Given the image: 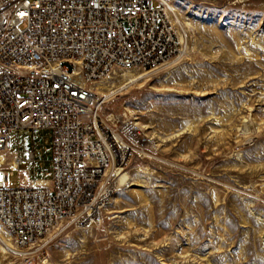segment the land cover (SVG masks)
Returning a JSON list of instances; mask_svg holds the SVG:
<instances>
[{
  "label": "rangeland",
  "instance_id": "rangeland-1",
  "mask_svg": "<svg viewBox=\"0 0 264 264\" xmlns=\"http://www.w3.org/2000/svg\"><path fill=\"white\" fill-rule=\"evenodd\" d=\"M166 1L181 53L95 85L102 116L137 117L157 157L110 169L103 222L45 238L34 264H264V0ZM11 151L14 184L52 177L50 130L13 132ZM6 242L0 228V264H18Z\"/></svg>",
  "mask_w": 264,
  "mask_h": 264
},
{
  "label": "built area",
  "instance_id": "built-area-1",
  "mask_svg": "<svg viewBox=\"0 0 264 264\" xmlns=\"http://www.w3.org/2000/svg\"><path fill=\"white\" fill-rule=\"evenodd\" d=\"M169 8L166 0H0V228L18 264H34L47 237L103 222L116 194L112 166L157 157L137 117L102 116L95 85L120 70L156 71L181 53ZM20 130L51 131L50 179H31L29 167L11 181L23 161L11 151Z\"/></svg>",
  "mask_w": 264,
  "mask_h": 264
},
{
  "label": "bare ground",
  "instance_id": "bare-ground-1",
  "mask_svg": "<svg viewBox=\"0 0 264 264\" xmlns=\"http://www.w3.org/2000/svg\"><path fill=\"white\" fill-rule=\"evenodd\" d=\"M100 90V91H99ZM101 86H99L98 88H96V91L99 93V94H101ZM111 118L113 117H116L115 116V114H112L111 116H110ZM114 171V172H113ZM110 172H112V175H114V176H116V177H120V175L122 174L121 172H120V170H119V168L117 167V166H112V168H111V170H110ZM119 179V178H118ZM117 190H118V180H117V182H116V192H117ZM9 236V235H8ZM10 238V237H9ZM10 240H11V238H10ZM9 242V241H8ZM6 246H8L9 247V243H7L6 242ZM12 247H13V244L11 245V247H9L8 249L10 250V249H12Z\"/></svg>",
  "mask_w": 264,
  "mask_h": 264
}]
</instances>
